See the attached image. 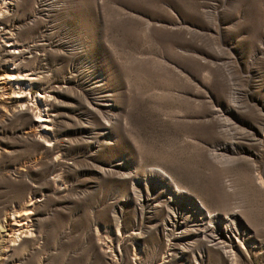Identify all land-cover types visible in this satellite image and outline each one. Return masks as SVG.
Here are the masks:
<instances>
[{
    "label": "rangeland",
    "instance_id": "obj_1",
    "mask_svg": "<svg viewBox=\"0 0 264 264\" xmlns=\"http://www.w3.org/2000/svg\"><path fill=\"white\" fill-rule=\"evenodd\" d=\"M9 69L35 78L13 88ZM123 158L140 179L163 168L244 232L236 264H264V0H7L0 264H228L214 251L164 261L163 214L140 215L130 180L104 172ZM25 208L8 240L6 217Z\"/></svg>",
    "mask_w": 264,
    "mask_h": 264
},
{
    "label": "bare ground",
    "instance_id": "obj_2",
    "mask_svg": "<svg viewBox=\"0 0 264 264\" xmlns=\"http://www.w3.org/2000/svg\"><path fill=\"white\" fill-rule=\"evenodd\" d=\"M6 3L7 0L0 2L1 12L3 11V7L6 6ZM10 52L12 51L10 50ZM14 53L16 52L14 51ZM9 70V73L6 76V83L10 84L13 88L18 89V87L24 86L26 89L28 88L29 82H26L23 79L27 78L32 80L35 78L33 76L24 77L22 75L20 77V75H16L11 69ZM37 107L38 109L34 114L38 118L35 121L39 124L44 123L47 129L50 128L51 125L49 126L47 121H51L49 117L51 115L49 113H44L45 111L43 106L37 105ZM25 109H27V107L23 102L20 106V110L23 111ZM217 115L219 121L222 119H228V117L222 114V112L220 113V111L219 113L217 112ZM211 155L216 159H219L217 157L222 156V154H218V152H212ZM227 158L228 157H226V159ZM126 160L127 159L123 158L121 161L122 163H120L121 166L116 168L110 166V168L104 170V172L130 180L131 194H136L135 206L136 211L140 215H143L145 212L152 215L158 214V216H160L159 213L163 214L162 217H159L158 226L161 227L162 233L164 234L167 241L166 251L163 256L164 261H167L169 258H171L177 251L182 252V254L185 252H190L194 260L198 255L204 257V252H206L207 255H210L212 251H214L217 253L220 252L228 264H236L237 260L235 258V253L240 251L238 240L241 233L244 237V232L240 230L238 231V228L234 227L230 219L227 217L224 219L225 223L221 222V225L219 221L221 220L222 216L220 214L216 215L209 211L204 204L196 200L189 190H186V188L180 186L174 177L163 168L152 167L148 170V173H146L145 176L141 177L140 179L138 176H135L133 173L134 171L125 170L124 167L126 165ZM25 209L27 210H23L25 212L22 214L19 212L13 214L12 216L6 217L5 226L8 228L10 235L8 240H13L14 242L19 235L18 232L28 224L27 218H29L30 210L29 208ZM233 216L236 217L237 214H233ZM199 234H201L202 239H205L209 245L203 247L193 246L194 239ZM174 236H181V238H184L185 240L180 245H175V241H173ZM166 257L168 259H166ZM196 261L198 260L196 259Z\"/></svg>",
    "mask_w": 264,
    "mask_h": 264
}]
</instances>
